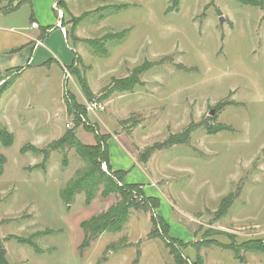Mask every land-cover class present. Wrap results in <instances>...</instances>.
<instances>
[{
  "label": "rangeland",
  "instance_id": "374dc122",
  "mask_svg": "<svg viewBox=\"0 0 264 264\" xmlns=\"http://www.w3.org/2000/svg\"><path fill=\"white\" fill-rule=\"evenodd\" d=\"M62 3L69 38L54 27L49 48L61 66L76 59L63 94L64 135L33 145L21 126L27 122L22 106L11 116L18 123L15 134L8 132L18 85L1 95L8 115L0 114V134L13 139L9 146L0 144V177L6 169L0 181V241L9 264H264V0ZM50 12L57 20V11ZM44 50L36 61L47 59ZM55 81L40 87L44 118L52 121L61 119L54 115L60 106L52 103L61 94ZM94 101L104 111L87 112ZM76 117H85L94 134L75 128ZM69 133L87 146L95 145V137L101 147L113 139V153L115 145L126 147L141 190L155 193L170 227L154 226L158 209L133 191L121 229L86 239L83 225L108 213L122 195L115 189L106 194L107 182L96 172L94 182L86 179L79 193L62 201L59 192L92 170L73 148L56 147ZM169 138L186 143L150 151ZM109 167L97 165L113 180Z\"/></svg>",
  "mask_w": 264,
  "mask_h": 264
},
{
  "label": "crops",
  "instance_id": "0c3cea01",
  "mask_svg": "<svg viewBox=\"0 0 264 264\" xmlns=\"http://www.w3.org/2000/svg\"><path fill=\"white\" fill-rule=\"evenodd\" d=\"M55 2H58L59 9H63L62 0H0V103L2 92H4L10 85L12 90H14L13 86L18 85L15 88L17 97H13V100H10V103L14 104L16 112H11L9 117L6 118L7 130L8 132L15 134V131L17 130L16 125L18 123H15L13 119H11V116H13L12 114H17L19 108L22 106L23 110L26 111L24 118L26 117L27 122L25 121L24 123H21V126L28 129L29 140H31L30 142H32L33 145L35 144V146L47 144V142L57 140L64 135L65 130L61 124L66 113L64 107L65 103H63V94H66L69 89H65L69 80L65 77V71L67 72V70H70L76 62L75 59L70 66H61V59L58 57L59 55H56L55 52L49 48L50 44L52 45V48H54V43L50 37L54 32V27L59 29L60 36L63 37L64 40L69 38V26L65 23L64 16L61 20V27L65 28V33H63L60 28L56 27L58 21L54 20L52 12H50L51 9L53 10L52 4ZM18 13H20L21 18L14 21V17L17 16ZM15 25H17V27H15ZM16 28H19V32L14 34L13 30ZM38 42H40L39 45ZM41 48L46 49L43 52L48 54V60H43L44 58L39 57L37 62V53ZM52 67H54L55 72H52ZM8 72H11L10 74L12 75L6 80L3 77ZM56 73L60 74L59 78L58 75L56 76ZM25 77L26 81L22 80ZM37 77H39V80H37ZM54 77L56 78L54 79ZM14 79V83L10 82V84H6L7 81L9 82ZM52 79L56 80L55 83H57L58 88L61 89L59 98L52 102L60 106L54 115L55 117L59 116L61 119L57 118L55 121H52L49 118H44L43 106L45 103L43 102V97L40 96V92H42V88L40 87H42L43 81L49 83ZM38 81L41 83L40 85L38 84ZM2 87H5L4 90H2ZM32 90L35 94L31 93ZM0 114H7L6 105L4 106L0 104ZM39 117L42 119L40 120ZM30 120L32 121V124H28ZM111 140L114 141L113 139H110L106 144L109 166L112 167L114 171H123L126 173L125 183H135L140 185L142 182L134 171L137 168V164L133 156L128 152L126 147L121 145L118 148V146L114 144V149L118 151L119 154H116L115 150L114 153L113 151L111 152V147L109 146ZM122 149L126 154L130 155L129 159L127 156H125V158L121 156ZM5 175L6 169L4 168L0 181L5 178ZM142 191L148 197L158 198L155 197V193H149L146 191V187H143ZM157 212L158 214L156 215L167 222L170 227V224L167 221L168 219L164 215L165 213L159 209ZM5 247L6 244L4 245V248ZM5 253L8 261L6 248Z\"/></svg>",
  "mask_w": 264,
  "mask_h": 264
},
{
  "label": "trees",
  "instance_id": "16d2710c",
  "mask_svg": "<svg viewBox=\"0 0 264 264\" xmlns=\"http://www.w3.org/2000/svg\"><path fill=\"white\" fill-rule=\"evenodd\" d=\"M242 3L245 0H240ZM251 4V3H249ZM256 4V3H255ZM253 5V4H251ZM130 85H132L133 82H129ZM70 107H74L73 104L70 105ZM76 107V106H75ZM75 128H78L80 125L85 128V130H87L88 132L94 134V130L91 126L87 125L85 122H83L82 117H76L75 118ZM12 136L11 134L5 133L3 132L2 134H0V144L1 145H5V146H9L12 143ZM95 145L93 146H87L82 144L81 142H79L76 139V136L74 133H69L68 135H66L64 137V139L62 141H60L56 147L57 148H61V149H65V148H73L75 150V152L77 153V155L87 161H89L91 163V169L90 172L83 177L80 181H77L76 183H74L73 185L66 187L65 190H62L61 192H59L60 197L62 199V201H64L65 203L67 201H70V199L76 194L79 193L81 188H82V182H84L86 179L94 182L96 180V178H94V173L97 172V177L98 175L100 177L98 178H104L107 182V189L104 190L106 191V194H109L110 191L112 189H115L116 191L119 192V194L121 193L122 195V201L117 203V205L115 207H112V209L108 212V213H104L102 215H99L97 217V219L91 220V222L85 223L84 229L86 232V239H88L89 241L94 240L98 234L105 232V231H109V232H116L119 231L123 225V221L127 216V211L130 208L131 204H128L127 200L129 198V196L133 195V191L137 192V196L143 198L147 203L151 204V207L156 210L158 209V205H159V201L158 199L154 198V197H148L144 195V192L141 190V187L139 184H135V183H123V180L125 179V175L126 173L123 171H112L113 177L114 179L121 184V188L118 189L117 188V182L115 184V182L113 180L110 179V177H104V175L102 176V174H100V172L98 171L97 165L98 163L101 162H108V156H107V147H106V142L104 141V144L102 145L103 147V151L99 154V146H100V140L95 137ZM186 143L185 142H177V141H173L172 138H169L168 140H166L165 142L158 144L154 147H152L150 149V151H156V150H161V149H166V148H170L171 146L175 145V144H183ZM101 147V146H100ZM101 147V148H102ZM4 164V160L2 158H0V175L2 173V169H3V165ZM109 170L111 171V168L109 167ZM105 194V193H103ZM87 201H90L92 199V193L87 192ZM132 198V197H131ZM233 198V196L228 199H223L221 204H220V208H219V213H223L228 206L230 205L229 203L231 202V199ZM228 204V205H227ZM154 216V215H153ZM152 222L154 226H157L158 223H163L165 221H163L160 217H154L152 218ZM166 227H168L169 225L167 223H165ZM16 241L20 244H27L28 246H30L33 249H36V246L32 243V241L27 240V239H16ZM257 247V246H256ZM256 247H253L255 249H257ZM249 249V248H248ZM259 250V249H257ZM6 253H5V248L3 246L2 241H0V264H9L6 258ZM177 261V259H176ZM195 264H199V263H195Z\"/></svg>",
  "mask_w": 264,
  "mask_h": 264
},
{
  "label": "built area",
  "instance_id": "2783aa9c",
  "mask_svg": "<svg viewBox=\"0 0 264 264\" xmlns=\"http://www.w3.org/2000/svg\"><path fill=\"white\" fill-rule=\"evenodd\" d=\"M52 8L53 10L57 11V24H56V27L60 28L61 31L63 33H65V28L64 27H61V20L63 18V11L59 10L58 8V2H55L52 4ZM40 44V42H38V45ZM65 77L68 78L70 77V74L69 72H66L65 71ZM105 109V105L103 103H100V102H92V103H88L87 106H86V110L87 112H91V113H94V112H101V111H104ZM82 120L83 122H85L86 124H88L87 120L85 117H82ZM66 128H71L72 127V124H69V123H66L65 125ZM103 166L105 167V164H103Z\"/></svg>",
  "mask_w": 264,
  "mask_h": 264
},
{
  "label": "water",
  "instance_id": "95a60500",
  "mask_svg": "<svg viewBox=\"0 0 264 264\" xmlns=\"http://www.w3.org/2000/svg\"><path fill=\"white\" fill-rule=\"evenodd\" d=\"M219 20H220V22H221V21H222V18H220ZM213 113H214L213 110H211V111L209 112L210 115H214Z\"/></svg>",
  "mask_w": 264,
  "mask_h": 264
}]
</instances>
